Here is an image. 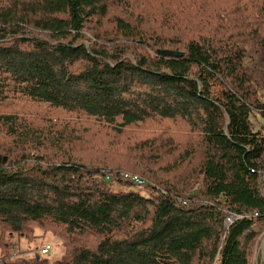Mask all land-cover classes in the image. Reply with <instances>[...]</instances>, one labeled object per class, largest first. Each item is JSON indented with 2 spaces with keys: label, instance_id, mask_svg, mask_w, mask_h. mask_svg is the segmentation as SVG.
I'll list each match as a JSON object with an SVG mask.
<instances>
[{
  "label": "trees",
  "instance_id": "16d2710c",
  "mask_svg": "<svg viewBox=\"0 0 264 264\" xmlns=\"http://www.w3.org/2000/svg\"><path fill=\"white\" fill-rule=\"evenodd\" d=\"M263 232L264 0H0V264H250Z\"/></svg>",
  "mask_w": 264,
  "mask_h": 264
},
{
  "label": "rangeland",
  "instance_id": "374dc122",
  "mask_svg": "<svg viewBox=\"0 0 264 264\" xmlns=\"http://www.w3.org/2000/svg\"><path fill=\"white\" fill-rule=\"evenodd\" d=\"M113 6L111 7V10H110V14H112L113 12L119 10V6L116 5L115 3L112 4ZM144 19L145 21L147 20V17L144 16ZM132 20H136V19H133ZM262 237V234L257 238L256 242L254 243L253 245V249H252V253H253V257H254V260H255V264H260V260H261V251H260V248H261V244H262V241L260 240ZM45 244H48L50 247H51V251H50V256L53 260H59L63 254V247L60 245V243L58 242V240L56 238H53V237H50V236H47L45 238ZM32 247H30L31 249ZM33 249H35L33 247ZM252 258V257H251ZM250 264H251V259H250Z\"/></svg>",
  "mask_w": 264,
  "mask_h": 264
},
{
  "label": "built area",
  "instance_id": "2783aa9c",
  "mask_svg": "<svg viewBox=\"0 0 264 264\" xmlns=\"http://www.w3.org/2000/svg\"><path fill=\"white\" fill-rule=\"evenodd\" d=\"M123 179L125 180H130L132 183L138 185V186H142L144 185V182L141 181L138 177L136 176H130L128 174H125L123 175ZM257 215H254V217H256ZM249 217L248 216H244V215H233V214H230L228 215L225 219H224V222H223V229L224 231L226 232L230 226H232L234 223L238 222V221H241V220H245V219H248ZM262 234V237H261V241H262V244H261V248L264 244V232L261 233ZM50 251V247L47 245L45 247H43L41 249V254L43 255H46L48 252ZM251 264H255V260H254V257L252 256L251 258Z\"/></svg>",
  "mask_w": 264,
  "mask_h": 264
},
{
  "label": "water",
  "instance_id": "95a60500",
  "mask_svg": "<svg viewBox=\"0 0 264 264\" xmlns=\"http://www.w3.org/2000/svg\"><path fill=\"white\" fill-rule=\"evenodd\" d=\"M158 55H160L161 57H165V58H180L183 56L181 53H177L174 51H159Z\"/></svg>",
  "mask_w": 264,
  "mask_h": 264
}]
</instances>
